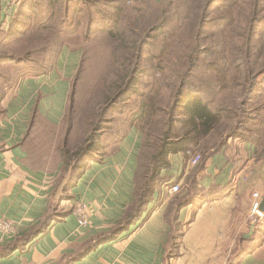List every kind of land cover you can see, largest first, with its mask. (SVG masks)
<instances>
[{
  "label": "crops",
  "instance_id": "1",
  "mask_svg": "<svg viewBox=\"0 0 264 264\" xmlns=\"http://www.w3.org/2000/svg\"><path fill=\"white\" fill-rule=\"evenodd\" d=\"M10 1L0 0V27H7ZM43 79L26 76L0 90V220L18 229L12 238L0 234V264H264V216L250 220L252 192L264 197V173L255 170L248 180V161L236 169L223 151L195 169L181 153L172 154L145 212L108 238L133 202L140 150L134 131L105 158L89 162L69 192L90 214V226L78 228L59 203L65 182H58L59 162L52 170L32 168L24 143L34 111L54 125L64 115L67 95L62 99L60 89L65 95L67 86L57 82L42 99ZM193 181L201 194L184 203ZM175 185L180 192L169 196Z\"/></svg>",
  "mask_w": 264,
  "mask_h": 264
},
{
  "label": "trees",
  "instance_id": "2",
  "mask_svg": "<svg viewBox=\"0 0 264 264\" xmlns=\"http://www.w3.org/2000/svg\"><path fill=\"white\" fill-rule=\"evenodd\" d=\"M21 1L18 0L17 7ZM79 1L88 9L93 6L110 7L109 4L115 3V0ZM152 1L159 5L156 7L160 10L158 13L161 16L166 14L167 16L165 19L158 15L156 22L151 26L142 24L145 37L141 41H138L135 34H132L135 36V41L130 40L127 35L128 31L131 32L129 25H123L121 19H113V24H109L112 28L109 31L105 29L107 24L98 25L99 30L106 34V37L113 43V48L106 80L109 81L107 87L110 95L106 96V89L103 91L106 97L103 101L99 100V103H102L97 111L94 110L93 118L80 110L76 112V115L73 114L76 110L72 103L75 101V90L73 89L70 95V115L66 121L63 124L54 125L34 111L30 128L24 139L28 152L33 151L30 148L34 146L33 139H35V145L42 142V147L51 151V156L44 155V157L47 159L50 156L53 164L59 162L58 173H65L64 176L68 174L67 181L62 187L60 203L71 201L69 192L85 173L89 162L95 158H105L112 148L115 151L118 143L126 138L131 130L137 128L141 133V139L134 175L133 202L126 209L121 224L109 235V239L125 232L145 212L156 188L161 186L165 180L161 173L170 168L169 157L172 154L187 155L196 152L194 149L199 148L201 155L199 152L196 153L201 157L200 165L221 151L229 157L230 153L227 151L231 140L234 139V142L243 140L241 143H246L247 138L240 136V131L247 123V119L249 122L254 117H260V115L246 117L245 110L235 119V126L229 129L224 138L219 143L217 142L218 144H215L214 150H210L213 146L208 148L205 143L202 145V141L215 132L217 127L221 126V131L223 130V126L220 125L221 121L231 120L233 117L232 111L218 104L216 100L218 94H224L223 91L228 88L227 80L231 78L233 72L236 73L237 84H241L239 78L244 77L242 84H244V90L247 88L245 98L248 99V105L254 101L259 104L261 101L259 95L264 94V87L260 86L264 84V0H144L145 5L141 13L137 10L141 17L140 20L154 13ZM65 2L67 5L60 12L62 22L56 25L57 30H55V33L62 39L68 33L65 28L69 26V5L73 4L72 0H65ZM44 8L39 10L32 8L40 23L46 22L44 13L48 11V8L45 10ZM192 13L193 17H190ZM87 14L86 34L90 32L93 36L99 30L92 29L95 20L89 17V12ZM107 17L110 18V15L107 14ZM176 20L178 22L182 20L184 26H178ZM6 26L7 28L0 27V52L12 46L21 37L15 35L9 22ZM187 31L189 34L193 33L194 43L193 49L189 52L181 49L180 43L182 42L179 41L180 34ZM63 45L64 43L59 41V47H61L56 48L55 42L49 49L44 48L40 53L55 56ZM149 46L154 49L153 56L157 55V57L167 47L165 59L169 61L163 59L160 65H150L145 68L144 53L145 48ZM124 53H127V57H124ZM123 58L130 60L122 65L120 61ZM173 60L176 61L173 62ZM260 60L262 61L260 65L262 77L258 80L260 74L256 72V69L259 66L256 68L253 66ZM7 62L12 64H6ZM38 65L34 60L14 59L1 55L0 90L15 88L24 77L30 74L31 77H37L47 73L41 69L42 66L38 67ZM8 69H16L17 80L10 77L9 72L6 71ZM153 72H160L161 78L166 77V82L160 85L161 78L158 81L152 78L153 90L151 92H139L138 94L136 90H133L137 84H142L144 77H152ZM80 76L81 72L74 79L76 83ZM160 87L169 91V104L163 108L158 104L160 101L156 100ZM132 93L138 101L135 110H126L127 116L119 111L118 118H109V114L115 110L116 105L123 98L128 101ZM118 119L126 123L124 124L125 130L119 134L118 129L123 124ZM114 122L119 124L108 126ZM259 123L264 125V119L259 120ZM248 130H245L246 133ZM62 132H64L63 136ZM248 134V138L254 144H259L264 151V134L257 130H251ZM75 138L79 140L76 143ZM149 138L154 140V144L147 143ZM145 149L148 150L144 152ZM144 166L147 167L145 175L147 179L142 185L138 174ZM31 167L36 166L31 165ZM200 194L196 182H191L188 187V201L184 203H191ZM71 213L72 210L65 212L66 215ZM52 218L53 215H49L48 221ZM39 233L41 229L31 237H36ZM31 237L27 239V242L32 239Z\"/></svg>",
  "mask_w": 264,
  "mask_h": 264
},
{
  "label": "rangeland",
  "instance_id": "3",
  "mask_svg": "<svg viewBox=\"0 0 264 264\" xmlns=\"http://www.w3.org/2000/svg\"><path fill=\"white\" fill-rule=\"evenodd\" d=\"M17 2L18 0L10 1L9 5H12L13 3L14 7L8 10L6 17H8L7 20H9L8 22L14 30L15 35L21 37L17 41H15L12 46H8L6 50L1 51L0 58L1 55H3L8 57L10 56L14 59L21 58L22 60H34V62L39 64L38 67L42 66L41 69L47 72L40 75L44 77L43 82L41 83V85H39V88H41L42 93L44 94V98L42 97V99H46L45 97L47 95V89L50 90L52 87H56L57 82H60V85L62 86L64 84L67 86L65 95L64 88L61 90L59 87L60 91L62 92V99L63 96L67 95L66 106L63 112L64 115L61 119L62 121L59 122L61 124H63L66 121L68 115H70V95L73 89L75 90V101L72 103H74V108L76 109L73 111V114L76 115V112L80 110L84 111V114L90 115L92 118L94 115V110L97 111L101 106L102 102L99 103V100L101 99L103 101V98L110 95V90L107 87L109 81L106 80L108 78V65L112 60L113 43L106 37V34H103L102 31L99 30L98 25L107 24L105 29L106 31H109L110 29H112L109 24H113V19H121L123 25H129V29L131 32L128 31L127 35L129 36L130 40H132V42L135 41V36L132 35L135 34L138 41H141L145 37V30H143V27L141 26L142 24H148L149 26H151V24H154L156 22V17L158 15L161 18L165 19L167 16V14L161 16L160 13H158V11L160 10L156 7H158L159 5H156L154 1L151 2V4L153 5L152 8L154 10V13L150 17H143V19L140 20L141 17L138 11L140 10L141 13L143 5H145L144 0H115L114 4H109L110 7L93 6L91 8L89 7V9L85 8L79 0H72L73 4L69 5V26L65 28L68 33L65 34V38L62 39V37H59V35L55 33V30H57L56 25L62 22V15H60V12H62L64 6L67 5L65 0H22L18 7ZM46 5L48 7H46ZM43 7H45L44 10L48 8V11L44 13L46 22L40 23L37 20L38 18L36 13L32 11V8H36L37 10H39L43 9ZM114 8H116V10H114ZM87 12H89V17L94 18L95 20L92 29L94 30L96 28L95 30H99V32L93 36L90 32L88 35L86 34L87 32L85 29V23L88 16ZM193 13H195V11H193ZM193 13L190 17H193ZM107 14L110 15V18L107 17ZM11 17L13 18L11 19ZM177 22L178 20H176V23ZM178 26H184L182 20L181 22L179 20ZM59 41H62L64 45L55 56H52L51 54L47 56V54L44 55V53H40V51L44 48L49 49V47L52 46V44L55 42L56 48H60L61 46L59 47ZM179 41L182 42V44L180 43V45L181 49L184 51L189 52L194 47L193 33L189 34V31L180 34ZM133 48L135 47L133 46ZM153 54L154 49H152L151 46L145 48V62L143 64L145 68L150 67V65H160V62L167 57V47L161 52L158 57L157 55L153 56ZM168 55L170 56V53H168ZM124 57H127V53H124ZM128 60H125L123 58L120 63L123 65ZM165 61L168 62L169 59H165ZM174 61L176 60H173V62ZM261 62L262 61L260 60L258 64L256 63L253 66V68L259 66L256 69V72L260 74L258 80H260L262 77L260 66ZM6 64L12 63L7 62ZM6 71L9 72L10 77H13L12 79H18V73L16 72V69H8ZM166 71L167 69L165 70V72ZM79 72H81V76L78 78V81L76 83L74 79ZM161 76L162 74L160 72H153L152 77H144L142 79V84H137L136 88L133 90H136L138 94L139 92L149 93L153 90L151 87V83L153 82L152 78L158 81ZM164 77L160 79V85L166 82V77ZM243 78L244 77H242L241 79L239 78L241 84H237L236 73L233 72L231 78L227 80L229 84L227 86L228 88L223 91L224 94H218L216 99L217 103L222 104L223 106H226L229 110H231L233 117L231 120H224L223 122L221 121L220 125L223 126V130L221 131V126L219 125L220 128L217 127L215 129V132L206 137L202 141V145L205 143L208 148L213 146V149L210 150H214L216 148L215 144L217 142L219 143L229 132V129L235 126V119L238 116H241V112H245L246 110L245 115L249 118L260 115L259 118L254 117L253 120H249V122L247 119V123L240 131V136H242L243 138H247L245 143L246 146L244 147L245 150L241 143V141L243 140H237L238 142H234L235 140L233 139L230 141L231 145L227 151L230 153L229 158L232 163L236 164V169L239 165L243 164L244 159L248 161V168L243 173H246V175H248L249 180L251 176H254L255 170H258L259 173H264V151L262 150V147L259 146V144H254L253 141L248 138V132L251 130H257L264 134V125H260L261 122L259 123V120L264 119V94L261 95L260 93L259 96L261 101L259 102V104H257L258 102L254 101L250 102L248 105V99L245 98L247 88L244 90V84H242ZM260 86L264 87V84H260ZM105 89L107 90L106 96L103 95V91ZM131 95L132 97L128 101L123 98L121 102L116 105L115 110L109 114V118H118V116H120L118 115L119 111L123 113L124 116H127L126 110H135V107L138 106V101L133 93ZM38 97L41 98V96ZM156 100L160 101L158 104L162 108L169 104V91L164 87H160L157 92ZM256 109H258L259 111H255ZM95 113L97 114L98 112ZM118 120H120L123 124V126L118 129L119 134L123 133V131L125 130L126 126L124 124L126 123H124L121 119ZM117 124L119 123L114 122L109 124L108 126ZM246 129H249L247 133L245 131ZM131 131L136 132L135 134L139 136L138 140L141 139V133L137 130V128H134ZM63 133L64 132H62V136ZM78 141L79 140H76L75 138V143ZM147 143L149 145L154 144V140L152 138H149L147 140ZM33 144L34 146L30 147L33 151L29 152L30 162L32 163V165L39 167V169L45 168L46 171L53 169L56 164L55 162L53 164V162L50 160L51 151H49L48 149H44L42 147V142H38L37 145H35V139H33ZM146 150L148 149H145L144 152H146ZM194 151L198 153L200 150L199 148H197L194 149ZM196 152H191L184 156L187 158V160H190V156L194 154L196 155ZM44 155L50 156L46 159ZM199 155H201L200 152ZM201 162L202 161H200V163ZM200 163L194 167H192L191 165L189 166L192 169H195L200 165ZM256 163H258L259 165H257ZM146 168L147 167L144 166L141 172L138 174V177L141 178L140 181L142 182V185L145 179H147V176H145ZM64 174L65 173L62 172L59 173V176H61L58 181L59 183H61L63 180L67 181L68 174L66 176H64ZM254 193L258 192H252L251 194L252 200L250 204V211L253 201L252 195ZM79 203L80 202H74L71 199V201L65 202L64 206L66 207L65 209L68 212L69 210L73 211ZM250 217V220L254 222L257 219L256 216Z\"/></svg>",
  "mask_w": 264,
  "mask_h": 264
},
{
  "label": "built area",
  "instance_id": "4",
  "mask_svg": "<svg viewBox=\"0 0 264 264\" xmlns=\"http://www.w3.org/2000/svg\"><path fill=\"white\" fill-rule=\"evenodd\" d=\"M201 161V157L198 154H194L190 156L189 165L192 167L197 166ZM180 190L179 185L172 186L171 188L167 189V194L174 195L178 193ZM253 201L251 206L250 215L256 216L257 218H262L264 216V213H261L259 211L261 196L258 193H254L253 195ZM72 216L76 220V224L78 228L80 229H86L90 226V214L88 211V208L82 204L79 203L72 211ZM0 234L3 237L12 238L15 237L18 234V229L16 225L10 221L7 220H0Z\"/></svg>",
  "mask_w": 264,
  "mask_h": 264
},
{
  "label": "water",
  "instance_id": "5",
  "mask_svg": "<svg viewBox=\"0 0 264 264\" xmlns=\"http://www.w3.org/2000/svg\"><path fill=\"white\" fill-rule=\"evenodd\" d=\"M259 211L261 213H264V197L261 198L260 206H259Z\"/></svg>",
  "mask_w": 264,
  "mask_h": 264
}]
</instances>
